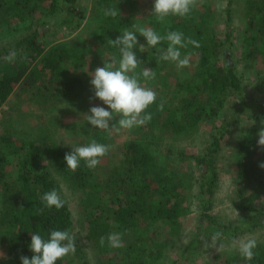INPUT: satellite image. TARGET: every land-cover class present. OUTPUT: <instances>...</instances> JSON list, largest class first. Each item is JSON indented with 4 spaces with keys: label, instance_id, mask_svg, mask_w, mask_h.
I'll use <instances>...</instances> for the list:
<instances>
[{
    "label": "trees",
    "instance_id": "trees-1",
    "mask_svg": "<svg viewBox=\"0 0 264 264\" xmlns=\"http://www.w3.org/2000/svg\"><path fill=\"white\" fill-rule=\"evenodd\" d=\"M98 6L114 8L102 23L103 40L110 33L130 35L133 25L119 14L118 7L107 6L104 0H98ZM227 8L224 38L179 10V24L160 25L162 40H179L173 47L177 54H197L196 69L184 80L180 94L153 93L148 88L142 96L130 99L140 117L138 130L144 135L142 140L125 144L118 162H107L98 148L83 155L62 148L47 132L20 139L6 131L0 137V227L5 230L4 244L13 264H76L65 253L68 245L88 264L75 238L72 212L48 166L39 165L44 158L73 186L93 191L86 200L88 236L105 255V264H159L164 252L154 247L148 229L161 225L165 233L175 236L183 220L194 213V200L198 205L195 234L187 252L170 264H185L189 255L216 242L264 230V100L255 101L252 124L238 140L235 204L241 219L236 225H225L212 212L220 182L218 157L224 139L239 121L223 112L230 96L242 105L247 102L244 75L228 59V54L233 58L235 46L231 1ZM1 10L10 23L25 25V31L0 45V108L16 92L30 94L42 103L74 97L80 80L69 75L67 65L82 62L86 51L74 43L49 44V30L44 26L47 17L60 14L61 19L56 18L62 26L78 30L83 22L78 0H0ZM246 17L242 44L247 59L264 57V0H249ZM155 50L144 51L142 65L149 59L157 63ZM214 119L220 124L215 125L204 154H177L180 167L194 162L199 176L177 169L178 164L159 162L156 132L189 135ZM10 156L19 158L15 176L6 172ZM197 188L199 193H195ZM190 193H195L193 199ZM217 264H264V243Z\"/></svg>",
    "mask_w": 264,
    "mask_h": 264
},
{
    "label": "rangeland",
    "instance_id": "rangeland-1",
    "mask_svg": "<svg viewBox=\"0 0 264 264\" xmlns=\"http://www.w3.org/2000/svg\"><path fill=\"white\" fill-rule=\"evenodd\" d=\"M230 1L235 46L232 51L233 58L228 54V59H233L239 72L244 75L247 102L242 105L236 96H230L223 112L225 116L238 117L239 121L224 139L218 157L220 182L212 212L221 223L236 225L241 219V213L235 204L238 140L252 124L250 116L255 112V101L264 100V79H260L264 76V57L258 56L248 60L242 44L249 0H104L107 6L113 4L118 7L116 9L119 14L125 21L130 19L133 25L128 31L130 35L110 33L105 40L102 37V23L114 8H99L98 0H78L83 14L82 26L78 30L62 26L60 14L56 16L59 19L47 17L44 27L49 30V44L74 43V47L86 51L83 61L77 64L78 67L72 63L67 65L69 75L80 80L78 93L69 99L42 103L30 94L16 92L0 108V137L6 131L20 139L38 138L47 132L62 148L75 151L79 155L98 148L107 162H118L125 144L142 140L144 135L138 130L140 117L132 108L130 99L142 96L148 88H152L153 93L160 91L180 94L184 80L196 69L197 54H177L173 47L179 40L170 43L162 40L160 25L179 24V10L184 17L204 24L211 34L224 38L226 10ZM24 27L25 25L10 23L1 10L0 45L9 43L13 37L21 36L25 31ZM151 48L156 49L154 57L157 58V63L149 59L147 64L142 65L141 55ZM150 65H153L154 69ZM142 73L148 75L142 77ZM219 124V119L204 122L197 131L183 136H161L156 132V138H160L156 140L155 152L159 162L178 164L179 151L186 155L204 154L212 139L215 125ZM10 160L11 164L6 167V172L15 176L19 158L10 156ZM190 163L184 162L182 167L178 164L177 169L199 176L195 163ZM39 165L48 166L62 198L72 212L75 238L83 249L88 264H105V255L88 236L86 200L87 194L93 191L85 192L73 186L57 171L49 158L42 159ZM195 193H199L198 188ZM195 193H190V198ZM192 209L194 213L183 220V227L175 236L165 233L161 225L150 226L148 229L149 238L153 237L154 247L158 246L164 252L163 260L159 264H170L187 252L198 222L196 200ZM142 228L146 231V227ZM162 233L166 235L163 236ZM5 238V230L0 227V261L13 264L9 250L4 244ZM165 241L168 243L165 244ZM262 243L264 230L247 232L237 239L216 242L206 250L189 255L185 264L221 263ZM65 253L76 264H83L71 245L65 247Z\"/></svg>",
    "mask_w": 264,
    "mask_h": 264
}]
</instances>
